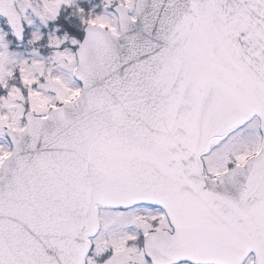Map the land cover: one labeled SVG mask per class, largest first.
Returning a JSON list of instances; mask_svg holds the SVG:
<instances>
[{
	"label": "snow or ice",
	"instance_id": "snow-or-ice-1",
	"mask_svg": "<svg viewBox=\"0 0 264 264\" xmlns=\"http://www.w3.org/2000/svg\"><path fill=\"white\" fill-rule=\"evenodd\" d=\"M0 264H264V0H0Z\"/></svg>",
	"mask_w": 264,
	"mask_h": 264
}]
</instances>
